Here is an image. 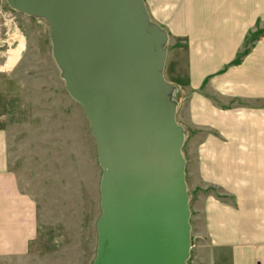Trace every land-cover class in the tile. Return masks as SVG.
I'll return each mask as SVG.
<instances>
[{
	"label": "water",
	"instance_id": "water-1",
	"mask_svg": "<svg viewBox=\"0 0 264 264\" xmlns=\"http://www.w3.org/2000/svg\"><path fill=\"white\" fill-rule=\"evenodd\" d=\"M49 26L52 57L101 168L93 264H187L190 210L167 34L142 0H6Z\"/></svg>",
	"mask_w": 264,
	"mask_h": 264
},
{
	"label": "crops",
	"instance_id": "crops-1",
	"mask_svg": "<svg viewBox=\"0 0 264 264\" xmlns=\"http://www.w3.org/2000/svg\"><path fill=\"white\" fill-rule=\"evenodd\" d=\"M142 1L167 34L190 216L208 264H264V33L246 45L264 30V0ZM36 233L34 201L9 169L0 127V264L25 255Z\"/></svg>",
	"mask_w": 264,
	"mask_h": 264
},
{
	"label": "rangeland",
	"instance_id": "rangeland-1",
	"mask_svg": "<svg viewBox=\"0 0 264 264\" xmlns=\"http://www.w3.org/2000/svg\"><path fill=\"white\" fill-rule=\"evenodd\" d=\"M165 69L164 61L163 78L171 85ZM0 127L9 169L34 201L37 218L28 251L11 263L93 264L101 215L96 143L52 57L48 24L11 9L6 0H0ZM188 145L183 141L182 155ZM194 221L190 216L187 264H208L206 239Z\"/></svg>",
	"mask_w": 264,
	"mask_h": 264
},
{
	"label": "trees",
	"instance_id": "trees-1",
	"mask_svg": "<svg viewBox=\"0 0 264 264\" xmlns=\"http://www.w3.org/2000/svg\"><path fill=\"white\" fill-rule=\"evenodd\" d=\"M260 33H261V34H263V33H264V31H261ZM260 33H259V34H260ZM259 34H257V35H255V36H253V37H252V38H253V39H252V41H253V40H254V39H255V38H256V37H257ZM240 57H241V55H239V56H238V58H240Z\"/></svg>",
	"mask_w": 264,
	"mask_h": 264
},
{
	"label": "flooded vegetation",
	"instance_id": "flooded-vegetation-1",
	"mask_svg": "<svg viewBox=\"0 0 264 264\" xmlns=\"http://www.w3.org/2000/svg\"><path fill=\"white\" fill-rule=\"evenodd\" d=\"M95 257H96V255H95Z\"/></svg>",
	"mask_w": 264,
	"mask_h": 264
}]
</instances>
